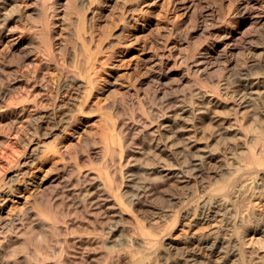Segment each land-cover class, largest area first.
<instances>
[{
  "label": "bare ground",
  "instance_id": "1",
  "mask_svg": "<svg viewBox=\"0 0 264 264\" xmlns=\"http://www.w3.org/2000/svg\"><path fill=\"white\" fill-rule=\"evenodd\" d=\"M63 1L0 0V251L19 239L17 256L25 264H212L217 258L214 264H264V245L252 244L254 236L264 237V206L256 209L251 199L264 181V133H247L237 118L251 97L264 93V48L253 52L251 63L244 56L239 64L243 57L238 62L236 52L238 29L258 15L256 5L240 0L234 14L197 43L203 34L189 28L206 30L200 8L205 1L168 0L173 12L187 17L179 22L176 15L164 27L179 39L156 31L155 52L136 66L148 73L145 79L103 113L109 133L73 142L87 121L83 107L76 110L70 101L73 91L81 90L88 102L110 87L102 75L144 31L131 29L148 14L151 0H117L116 29L99 33L106 38L102 44L95 43L92 22L116 0H68L78 12L79 44L69 57L74 64L84 50L87 71L73 66L51 78L61 50L54 17L65 9ZM259 39L263 44L264 27ZM95 64L100 68L91 75ZM230 93L236 99L229 120L219 111L230 104ZM206 117L217 132L202 133ZM88 145H99L103 159L93 171L64 162L93 164L90 155L77 153ZM229 159L237 165L229 166ZM45 160L49 170L33 176ZM23 197L25 212L4 213ZM225 214L232 228L225 236L217 228L178 239L180 226L209 224Z\"/></svg>",
  "mask_w": 264,
  "mask_h": 264
},
{
  "label": "rangeland",
  "instance_id": "2",
  "mask_svg": "<svg viewBox=\"0 0 264 264\" xmlns=\"http://www.w3.org/2000/svg\"><path fill=\"white\" fill-rule=\"evenodd\" d=\"M195 1L197 2L198 0H195ZM204 1H205V3H202L203 5L200 4V6L201 5L203 6V7H200V8H202L201 9L202 10L201 21L204 23V25H205V22L207 23L208 29L206 27V30L204 32H202L200 30L194 31L195 29L192 26H190V28H189L190 29L189 31L191 33H198V34L202 33L203 34L200 37L201 39L200 38L196 39L197 43L201 42L206 37L210 36L212 33L214 34L216 32L217 28L222 25L224 19L226 17L234 14L235 6L240 0H204ZM206 1H208V2H206ZM249 1L254 6L256 5L255 7L257 8V11H259V13L257 16H254L252 19H250L245 26L239 27V29H238V31L240 32L239 35L241 33L245 34L243 41L240 40V36H241V38H243L242 34L240 36L237 35L236 40H235V41H237V43H236L237 46L240 45L239 49L236 51L237 54H239V56L237 55L239 57L238 62L243 59L242 61L239 62V64L244 63L246 60H248L249 63H251V60H252L251 57L253 55V52L256 51L255 54H257V52L258 53L261 52L264 48V43L262 44L263 41H261V39H259L261 36V32L263 30V27H264V0H249ZM64 2H67V3H64ZM64 4H65V6H64ZM204 4H206V5H204ZM207 5H208V8H205V7H207ZM63 6L65 9L64 10H63V8L59 9L60 13L57 14L56 17H54V20H55L54 23L55 24H53V26H54L53 28L56 31V41L59 42V43H57L58 47H59V49L61 48V50H63V51L58 49L59 51L57 53L58 58H57L56 66L52 65L51 66L52 68H50L51 78L52 77L54 78L58 72H60L62 70H69V68H72V69L75 68L76 70H78V72L80 71L81 74H84V72L87 71L86 70V65H87L86 64V55H85L84 50L81 51V49H80L77 51V58H76L74 64L72 63V60L69 57L70 51L72 52L74 47H76L75 48L76 50H77V47H79V44L77 41V38H78V35H77V32H78L77 15H78V12L76 11L75 7H73V4H71V1L70 2L68 0L63 1ZM120 9H121L120 8V1L116 0L114 3H112L110 5V7H108V10L100 17V20H98V21L94 20L92 22L91 33H92L93 37L95 38V43L96 42L98 44L104 43L106 41V38L103 37V35L107 34L108 32L115 31V29H116L115 20L118 16L117 14H119ZM149 10L150 11L148 12V14H144L143 19L139 20L140 23H139L138 27H136V28L134 27L133 29H131V32L135 33L141 28V26H144V31L136 34L134 39H132V45L125 52V55H119L114 60L113 67H107V70H105L106 71L105 74L102 75V78L108 77V79H110V84H109L110 87L106 91H103V92H100L97 94L96 93L91 94L90 98L88 99V102H87V100H85L81 96L82 95V92H80L81 90L78 91L77 89H75L73 91L74 97L70 101H73L72 103L75 105L76 110L83 107L84 116L87 118V121L80 124L77 128L76 133H74L71 136V140H73V142L78 141L80 139H83L85 137L87 139V137H90V136L91 137L95 136V137L101 138L102 136H106L107 133H109L108 127H107L106 122L104 120L103 113L107 109L108 104H110L111 102H113L115 100L117 101V100L121 99V97L125 93V90L126 91L128 90L129 92H133V90H135L134 88L138 87L139 84L145 79L146 74H148V73L144 70V68L137 70L136 66L142 64L143 58H145L146 55L153 54L155 52V51L153 52V50H155V48H154L155 45H153V44H154V41L156 40L155 34L158 33L156 31L160 32L162 38H165V37L170 38L171 37L172 39H174L172 37V35H173V36H176L175 39H179V37H178L179 33H176V35H174L175 33H172L169 36L168 31L165 30V28L167 29L172 24L173 18H175L174 16H176V15H178L177 16L178 18L176 20L177 21L180 20L179 22H184L187 19V17L183 14L182 10H177L176 12H173L172 7H171V3L168 2V0H151ZM205 12H207V13H205ZM260 15H262V16H260ZM203 17H205V18H203ZM212 17H214V18H212ZM181 19H183V20H181ZM254 22H255V24H254ZM212 24H214L213 28L211 26ZM215 24L217 26H215ZM250 26H253V27H250ZM159 27H161L160 29H162V30H159ZM191 27H192V29H191ZM248 27H250V29ZM179 30H182V27L179 28ZM209 30L212 32H209ZM244 30L245 31L247 30V33L249 34L248 36L246 35L247 33H245ZM241 31H244V32H241ZM258 31L260 33H258ZM101 32H104V34L100 36L99 33H101ZM259 34H260V36H259ZM163 35H164V37H163ZM255 37H256V39H255ZM181 39L182 38L180 37V40H179L180 42H181ZM249 40L251 42H249ZM241 42L244 45H242ZM245 45L247 47L249 46V48H247ZM244 48H246V49L244 50ZM250 49H251V51H250ZM239 50L240 51L242 50V53ZM238 51H239V53H238ZM240 53L242 55H240ZM248 54H250V55H248ZM235 55H236V53H235ZM244 56L246 58L250 57L251 59L249 60V59L245 58L246 60H244ZM240 57L241 58L243 57V58L241 59ZM73 66H74V68H73ZM93 68L94 69L89 71L91 75H93L97 70H99L100 65L95 64ZM256 71H258V70H256ZM260 72L264 73V70H261ZM175 79L177 80L178 78H175ZM260 90H262V89H260ZM234 96H235V93H230L228 95L229 103L232 102L234 99H236V98H234ZM215 111L217 112L218 110H215ZM212 112H213V110H212ZM231 113H232L231 103L227 106V108L219 111V114L221 117L227 116L229 118V120L231 118L229 116L232 115ZM237 118H238V122L242 125L244 131H246L247 133H250L254 136L256 134L264 133V93L260 92L258 95L251 97L250 100L248 101L247 106L240 109L239 111H237ZM229 120H228L229 127L235 128L236 124L230 123ZM215 125H216V123H213V120L206 117L204 120H202V125H201L202 133H204V135H205L206 133L212 134L213 132H217V130H218L217 128L219 126L215 127ZM225 125H227V124H225ZM228 137H229V140L231 142H235L238 139L235 136H233V133H230V132L228 134ZM89 147H90V145L85 147V149L87 148L86 150L82 149V153L80 150H78L77 153L79 156L82 154H85V156L90 155V158L92 157L93 164L83 163L79 160V158L77 159V161L74 160V158L73 159H65L64 162L68 161L69 165L71 164L72 166H74L76 168L78 167L82 171H93L92 168L94 166H97V164L99 165L100 162L102 163L103 159L101 158V153L99 151V145H96L95 147H92V146L90 148ZM85 151L88 153L86 154ZM238 152H240V150L234 151V152L232 151V153H238ZM228 163H229L228 165L231 167L237 165V161H232L231 159L228 160ZM50 164H51V162H49L48 160L43 161L42 165L40 166V168H38L34 172L33 176L34 175L43 176L49 170L48 168L50 167ZM66 189L69 190V187ZM31 191H33V190L31 188V186H29L23 192L24 196L29 197V194L31 193ZM254 193L255 194L251 198L252 203L254 204L256 209H261V207L264 206V181H262L260 183V185L258 186V188L256 189V191ZM24 198L25 197H23V199L19 203L18 207L15 209H13L11 207V203H9L8 208H6V211L4 213L7 215V214H9V212L12 213L14 210H19V209H21L20 210L21 212H25V210H23V209L27 208L29 203L27 204L24 201ZM19 199H21V197H19ZM13 201H16V199L14 198ZM228 221L229 220L227 219V214H225L223 217H221V216L217 217L215 221H213L209 224L208 223L202 224V225H198V226L193 227V228H188V226H186V225H184L182 227L180 226V228H179L180 229V231H179L180 235H179L178 239H182V238H184L186 236H190V235H194L196 237H199V236L206 234L209 230H212V229L216 230L217 228L221 230L219 235L221 237H223L232 231V228L228 225ZM183 223H185V221H183ZM253 226H255V223L250 224L249 228H252ZM240 229L243 230L245 228L242 227ZM71 235H69V237H71ZM249 237H251V235H249L248 238ZM60 242L61 241H59L58 247L54 246V249L59 248V246L61 245ZM252 244H255L256 246H259V247L264 245V237H260L257 235L254 236L252 238ZM22 246H23V242L18 239L17 241L16 240L13 241L12 244L10 245V247L5 249L4 252L0 251V264H25V263H23L24 260L21 259L22 257L17 256V255H19V251H20V248ZM11 257H13V259ZM14 257L18 259L17 262H16V259ZM20 260H22V262ZM219 261H220L219 258L213 259L212 264L218 263Z\"/></svg>",
  "mask_w": 264,
  "mask_h": 264
}]
</instances>
